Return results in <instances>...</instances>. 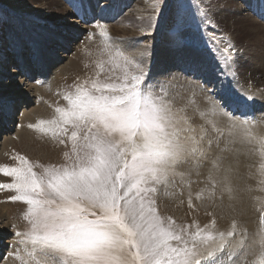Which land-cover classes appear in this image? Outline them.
<instances>
[{
  "label": "rangeland",
  "instance_id": "obj_1",
  "mask_svg": "<svg viewBox=\"0 0 264 264\" xmlns=\"http://www.w3.org/2000/svg\"><path fill=\"white\" fill-rule=\"evenodd\" d=\"M59 1L56 6L50 0H0V50L5 47L0 65L6 66L5 74L21 70L22 61L29 67L15 78L22 79L20 88H29L25 107L24 95L9 105L6 87L0 88V124L11 120L12 126L0 133V167L18 166L21 156L43 166L68 163L64 153L71 156V141L41 129L57 119V108L68 106L65 96L77 85L116 80L125 67L135 72L125 64L123 57H127L142 65L146 86L171 106L185 129L181 135L195 137L198 149L196 157L179 166L166 186H157L153 198L158 214L176 226L188 227L190 233L197 228L204 230L202 236L210 232L216 238L210 250L216 255L209 264H260L264 252V71L257 69L261 54L257 52L264 48V0H166L162 13L159 0H143L147 4L142 0ZM234 3L242 13L232 11L231 18L221 19L223 13L230 16ZM137 9L150 15L140 17ZM63 19L70 20L81 34L68 43L72 46L67 52L50 49L51 56L58 57L62 51L66 56L56 61L59 71L45 75L46 60L40 44L31 37L41 29L68 34L54 27ZM97 25L105 26L107 37L100 35ZM159 50L161 58H156ZM195 64L204 66L191 69ZM253 67L260 72L253 73ZM5 74L1 85L7 82ZM6 108L12 116L9 120L4 118ZM60 139L65 143L60 144ZM200 152L205 155L201 157ZM33 170L41 171L39 167ZM12 182V177L0 174V183ZM14 194L0 188V206L6 210L3 224L9 222L0 238L9 245L0 247L4 255L0 264H34L31 244L20 243L17 236L28 230V224L23 219L26 206L9 199ZM229 232L233 233L230 237ZM220 233L225 234L223 242ZM248 248L256 254H246Z\"/></svg>",
  "mask_w": 264,
  "mask_h": 264
},
{
  "label": "snow or ice",
  "instance_id": "obj_2",
  "mask_svg": "<svg viewBox=\"0 0 264 264\" xmlns=\"http://www.w3.org/2000/svg\"><path fill=\"white\" fill-rule=\"evenodd\" d=\"M159 3L162 13L166 0ZM97 27L107 37L105 26ZM123 59L136 71L125 67L116 80L77 85L65 96L68 106L57 108V119L41 129L71 141V156L64 153L68 163L43 166L21 156L18 166L0 167V174L13 178L0 188L14 191L9 199L26 206L28 230L17 236L20 243L31 244L34 264L214 262L210 249L216 238L210 232L202 236L199 228L190 233L188 227L162 218L153 198L157 186H166L179 166L196 157L195 137L181 135L182 121L146 86L142 65ZM224 235L219 234L222 242ZM245 253L255 255L256 250ZM260 255L264 264V252Z\"/></svg>",
  "mask_w": 264,
  "mask_h": 264
},
{
  "label": "bare ground",
  "instance_id": "obj_3",
  "mask_svg": "<svg viewBox=\"0 0 264 264\" xmlns=\"http://www.w3.org/2000/svg\"><path fill=\"white\" fill-rule=\"evenodd\" d=\"M95 1H97V0H95ZM141 1V0H140ZM143 1V0H142ZM202 1V0H201ZM211 1H217V0H211ZM211 1H210V3H211ZM232 1H234V0H232ZM235 2V1H234ZM50 5H54V4H56V6L57 5H60V1L59 0H50ZM137 3V2H136ZM143 3H146L147 4V2H145V1H143ZM203 4V3H202ZM49 5V6H50ZM206 6H208L207 4H205ZM244 5H246V4H244ZM52 7V6H51ZM202 7V6H201ZM212 7V6H211ZM210 7V8H211ZM205 8V7H204ZM230 8V10L228 11L229 12V15L230 16H228V14L227 13H223L222 14V17H221V19H227L228 17H230L231 18V12L233 11V12H237V13H242V9H241V7L240 6H237V4L235 5V3H234V5L233 4H231V6L229 7ZM145 9V8H144ZM144 9H137V11H138V14H139V16L140 17H142V16H144V15H146V16H149L150 14H146V12H145V10ZM148 9V8H147ZM212 9V8H211ZM205 16V15H204ZM247 19H249L250 20V22L251 23H253V24H256V25H259L258 23H257V21H255L252 17H251V19H250V17L249 18H247ZM68 26H71V27H68ZM73 25H72V23H71V21L70 20H67V19H63V21H61L59 24H56L54 27H58V30L59 29H64V30H67V32L66 33H68V34H66V35H64L63 33H61V32H55L54 30H52V29H50V30H47V29H41L40 30V32H36V33H34V32H31V33H34V37H31L36 43H37V45H39L40 44V48H41V51H42V56L44 55V59L46 60V66L45 67H43V73L45 74V75H49V73H51V72H56V71H59V69H60V66H59V64H57V62L56 61H58L60 58H59V56L61 55L62 57H65L66 56V53L64 54L63 53V51L64 52H67V51H69V48H71V46H70V44L72 43V41H76V39H78L77 38V36H79L80 34H81V31L80 30H77V29H75V28H73L72 27ZM53 27V28H54ZM81 28V27H80ZM79 28V29H80ZM262 28H263V31H264V26H262ZM106 30V29H105ZM253 34V33H252ZM27 35H29V34H27ZM46 35H50L48 38H45L46 37ZM256 37H255V39L254 40H257L258 38H259V36L257 35V33H255L254 34ZM18 36V35H17ZM25 37H27L26 35H25ZM262 36H260V38H261ZM18 38V37H17ZM14 39H15V37H14ZM263 39V38H262ZM22 42V41H21ZM31 42V41H30ZM69 42H71L70 44H68ZM30 44V43H29ZM64 45V46H63ZM20 47V46H19ZM33 47V46H32ZM5 48V47H4ZM4 48H2L1 50H0V56L1 57H4V52H3V49ZM56 49V48H58L59 50H61V49H63V51H62V53L61 54H59V56L57 57V56H55V55H50V54H53V52H51L50 51V49ZM72 50V49H71ZM19 51V50H18ZM158 53V52H157ZM259 53H261L260 54V59L258 60L257 58V62L259 61L260 63H258L259 64V67L257 66V69L258 68H262L263 69V71H264V48H261L260 50H259V52H257V55L259 54ZM161 55H162V51H160L159 50V55H156V58H161ZM7 57V56H6ZM5 58V57H4ZM9 58V57H8ZM12 58V57H11ZM197 61H199V62H201V57L200 56H197ZM15 59V58H14ZM43 59V60H44ZM2 60V59H1ZM21 60V59H20ZM252 62V61H251ZM257 62H255V64H257ZM20 64V69L24 72L25 71V68H29L26 64H25V62H23L22 61V63L20 62L19 63ZM10 65V63L8 62V66ZM204 65H200V64H195L194 66H192L191 67V69H194V70H199L201 67H203ZM6 66L3 64V65H0V77L3 75V74H5V68ZM257 69H255V67H253V73H258V72H260V71H256ZM261 69V70H262ZM21 70H18V71H16V70H12L11 72H10V74L8 73V74H5V75H8L7 76V82L5 83V84H0V88H3V87H6V89H5V91H6V96H4L5 98H6V103L7 104H12V102H15V99L17 98V97H19V96H22V95H24V99H23V106L25 107L26 105H27V103H28V99H27V96L25 95L27 92H28V89L29 88H27V87H19V85H21L20 83H21V80L22 79H19V80H15V78H16V76L18 75V73H20V71ZM54 74V73H53ZM51 75H52V73H51ZM12 78H14V79H12ZM263 80V79H262ZM263 82V81H262ZM23 84V83H22ZM28 86V85H27ZM29 87V86H28ZM32 87V86H31ZM34 88V87H33ZM32 88V89H33ZM37 91V90H36ZM29 92H30V90H29ZM7 94H8V96H7ZM2 98V97H1ZM0 98V99H1ZM34 101V100H33ZM31 102V101H30ZM28 107V106H27ZM27 107L25 108V110H27ZM5 108V107H4ZM6 109H8V110H6ZM5 110L6 111H4V113H5V119L7 120H9V119H11L12 118V116L10 117V110H9V108H6ZM23 111V110H22ZM24 112H26V113H28L29 111H24ZM213 115V114H212ZM10 117V118H9ZM40 117V116H39ZM11 121V120H10ZM10 121H6L4 124H0V133H7L8 131H10L11 129V122ZM258 125H260V124H258ZM257 125V126H258ZM260 129V128H259ZM222 130V129H221ZM221 130H220V132H221ZM227 130V129H226ZM225 130V132H226V135H227V131ZM247 132V131H246ZM217 133H219V132H217ZM213 134V133H212ZM218 135V134H217ZM213 136V135H212ZM225 136V135H224ZM227 138H228V136H226ZM211 139V138H210ZM223 139V138H222ZM255 139V138H254ZM216 139H214V141H215ZM220 140V139H219ZM233 142V141H232ZM224 143H225V141H224ZM224 143H220V144H224ZM226 144V143H225ZM231 147V146H230ZM235 147V146H234ZM237 148V147H236ZM228 149V148H227ZM233 150V149H232ZM236 150V149H235ZM239 152V151H238ZM243 152V151H242ZM234 156H235V154H234ZM231 162H233V161H231ZM236 163H238V162H236ZM231 164V163H230ZM239 165V164H238ZM234 167V166H233ZM241 167V166H240ZM241 169V168H240ZM238 187V186H237ZM242 187H243V185H242ZM238 189V188H237ZM169 206V205H168ZM6 210H4L1 206H0V238H1V236L3 235V233L4 232H6L5 231V228H6V226H9V222H8V225L6 224H3L4 222H3V217L5 216L6 217ZM0 242H3V241H0ZM4 243V242H3ZM0 247H5V248H8L9 247V245L7 244V242H5L2 246H0ZM3 254H1V251H0V259L1 258H3Z\"/></svg>",
  "mask_w": 264,
  "mask_h": 264
}]
</instances>
